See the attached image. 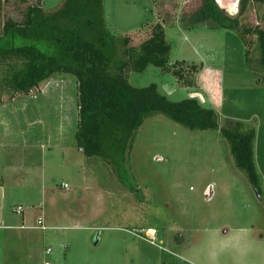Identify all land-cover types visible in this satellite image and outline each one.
<instances>
[{
  "label": "rangeland",
  "instance_id": "1",
  "mask_svg": "<svg viewBox=\"0 0 264 264\" xmlns=\"http://www.w3.org/2000/svg\"><path fill=\"white\" fill-rule=\"evenodd\" d=\"M36 1L2 0L1 16L20 21ZM217 1L233 15L240 10L241 0ZM41 2L50 14L68 0ZM200 3L105 0V19L114 34L128 36L136 47L161 24L172 46L170 63L198 66L193 87L154 65L131 72L133 86L155 83L172 101L197 97L217 111L220 123L256 121L255 155L264 182V76L246 64V46L236 31L181 26ZM250 17L257 23L259 11ZM203 88L212 92L206 95ZM77 95L76 77L55 73L30 94L0 96V171L5 163H17L19 153L24 164L7 169L20 183L9 185L4 199L0 189L5 217L0 264H184L188 241L209 226L219 227L221 235L247 228L256 244L247 264H264V197L236 167L218 130L191 131L161 114L147 118L126 166L131 184L122 186L115 168L87 158L75 144ZM40 137L48 143L43 148L37 145ZM63 146H68L65 157ZM27 172L31 175L24 180ZM43 216L46 228L41 229L37 221ZM149 227L158 231L154 244L146 237ZM220 264H233L232 257L223 255Z\"/></svg>",
  "mask_w": 264,
  "mask_h": 264
},
{
  "label": "trees",
  "instance_id": "2",
  "mask_svg": "<svg viewBox=\"0 0 264 264\" xmlns=\"http://www.w3.org/2000/svg\"><path fill=\"white\" fill-rule=\"evenodd\" d=\"M1 1L0 96L4 92L30 94L55 73L73 74L79 116L75 144L87 158L115 168L122 186L131 184L126 166L139 128L147 118L161 114L191 131L218 130L229 143L236 167L259 197H264L255 155L256 121L226 118L220 123L217 111L197 97L172 101L155 83L143 87L130 83L131 72L154 65L171 72L183 86H195L198 66L186 68V62L179 60L170 63L172 46L161 24L136 47L130 45L128 36L116 35L107 26L105 0H68L50 14L38 0L26 6L20 21L2 18ZM240 3L239 12L233 15L217 0H201L198 10L187 14L189 23L182 21L181 26L236 31L246 46V64L264 76V0ZM252 10L259 11L257 23L251 22Z\"/></svg>",
  "mask_w": 264,
  "mask_h": 264
},
{
  "label": "clouds",
  "instance_id": "3",
  "mask_svg": "<svg viewBox=\"0 0 264 264\" xmlns=\"http://www.w3.org/2000/svg\"><path fill=\"white\" fill-rule=\"evenodd\" d=\"M198 231L199 235L188 241L184 264H220L225 254L232 257L233 264H247L248 257L256 250L247 228H235L226 235H221L219 227L209 226Z\"/></svg>",
  "mask_w": 264,
  "mask_h": 264
},
{
  "label": "crops",
  "instance_id": "4",
  "mask_svg": "<svg viewBox=\"0 0 264 264\" xmlns=\"http://www.w3.org/2000/svg\"><path fill=\"white\" fill-rule=\"evenodd\" d=\"M213 77H214V75H213ZM216 87H217V85L214 86V88H216ZM204 89L207 91L206 92L207 94L205 93L206 95H208V92H210V91L212 92V90H209L207 88H203V91H204ZM216 89H218V88H216ZM43 140L44 139L42 137H40L39 141H37V143H39L37 145H40L42 148L45 147L46 144H48L46 141H43ZM65 143H66V141L63 139V144H65ZM67 148H68V146H63L64 157L66 154L68 155V153H66V151H64ZM79 151H81V149ZM64 157H63V159H64ZM20 160H21V154L19 153V156L17 158V163L15 162V159L12 163H5V165H3V171L2 170L0 171V189L2 190V192H1L2 193V199H4V193L6 191V188L9 185H14L16 182L20 183V176L19 175L17 177H15L14 174L7 172V169H10V168L17 169L19 166H23L24 164L21 165ZM62 162H64V161H62ZM62 162H61V164H62L61 166H63V164H64ZM26 164H28V163H25V166H27ZM37 166H40V165L38 164ZM41 166H43V160H42ZM25 175L26 176H24V174L21 175V178H23L24 180H25V177H29L31 175V172H27V173H25ZM22 183H24V182H22ZM19 205L22 206V204H18V206ZM4 218H5L4 215L0 214V219L2 220L1 222H3ZM42 218H43L44 224H45V217L43 216ZM0 226H1V224H0ZM14 226L15 225H10V227H14Z\"/></svg>",
  "mask_w": 264,
  "mask_h": 264
},
{
  "label": "built area",
  "instance_id": "5",
  "mask_svg": "<svg viewBox=\"0 0 264 264\" xmlns=\"http://www.w3.org/2000/svg\"><path fill=\"white\" fill-rule=\"evenodd\" d=\"M63 187L64 188H68V185L67 184H64ZM17 211H18V213H22L23 207L21 205L17 206ZM37 224H38L37 227H39L41 229L46 228V225L44 224L43 218L42 219H38ZM157 234H158V231L156 229L149 228L148 231L146 232V237L148 238V240L151 243L154 244L158 240ZM46 251H47V253H51L52 252V249L51 248H47Z\"/></svg>",
  "mask_w": 264,
  "mask_h": 264
}]
</instances>
